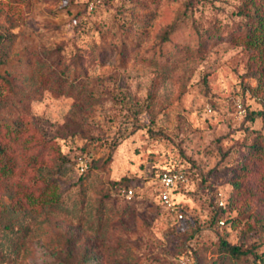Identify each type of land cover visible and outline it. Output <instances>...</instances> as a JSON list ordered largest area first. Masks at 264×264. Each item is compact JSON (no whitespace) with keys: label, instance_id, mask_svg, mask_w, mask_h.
Wrapping results in <instances>:
<instances>
[{"label":"rangeland","instance_id":"1","mask_svg":"<svg viewBox=\"0 0 264 264\" xmlns=\"http://www.w3.org/2000/svg\"><path fill=\"white\" fill-rule=\"evenodd\" d=\"M256 6L0 0V264H264V156L247 158L264 148V48L242 41ZM165 171L185 176L174 211ZM48 181L73 216L35 201ZM82 199L107 202L96 239Z\"/></svg>","mask_w":264,"mask_h":264},{"label":"trees","instance_id":"2","mask_svg":"<svg viewBox=\"0 0 264 264\" xmlns=\"http://www.w3.org/2000/svg\"><path fill=\"white\" fill-rule=\"evenodd\" d=\"M253 1V0H252ZM261 1V0H259ZM255 14H257V19H256V25H254L251 29V32L246 33L245 35H242V41L243 43H247L249 45H252L256 48H264V18L262 12L263 10L256 6L255 7ZM261 13V14H259ZM264 156V148H261V146L257 145L256 143L252 144L250 146V152L247 156V158H260ZM246 171V170H245ZM234 185L237 188H241L243 186L242 182H234ZM157 193V192H156ZM35 201L39 202L40 205L44 208L47 209L48 211H52L53 209H57L59 212H63L66 215L73 216V208L70 210L68 207H63V198L61 197V192L57 188V184H55L53 181H48L44 184L43 189L40 193V196H38ZM87 201V199H86ZM84 199L81 200V209H83V213L81 214L84 215L86 214L87 217L91 218L90 224L86 227V231H88L89 235L94 237L95 239L100 237L99 230L101 227L104 226L102 222H104V216L106 215L107 211V202L105 200H95L92 204L93 207L89 210H87V204ZM86 203V204H85ZM94 210V212H93ZM93 212V213H92ZM126 214V210L122 211L119 216H124ZM106 217V216H105ZM3 229L4 230H11V224L10 223H4L3 224ZM20 232H22V235L24 237L26 228L20 227L19 228ZM75 240H76V235H71L65 238L64 241V246L66 249L67 254L65 255L66 257H71L72 254V249L74 248L75 245ZM221 248L227 252L230 256L233 257H239L240 255L244 254V251L240 250L238 246H233L230 245L229 243L222 241L221 242ZM63 256V257H65ZM62 264H71L70 260H66L62 258L60 260Z\"/></svg>","mask_w":264,"mask_h":264},{"label":"built area","instance_id":"3","mask_svg":"<svg viewBox=\"0 0 264 264\" xmlns=\"http://www.w3.org/2000/svg\"><path fill=\"white\" fill-rule=\"evenodd\" d=\"M80 164L82 165V163ZM184 180L185 176L183 172H162L158 177L157 198L159 203L174 211L176 206L174 193ZM132 194L131 189L126 190L127 197H131Z\"/></svg>","mask_w":264,"mask_h":264}]
</instances>
